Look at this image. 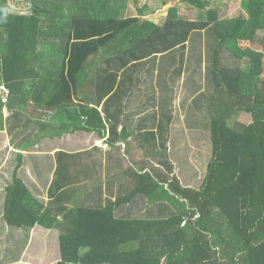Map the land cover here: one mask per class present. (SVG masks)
<instances>
[{"label":"trees","instance_id":"16d2710c","mask_svg":"<svg viewBox=\"0 0 264 264\" xmlns=\"http://www.w3.org/2000/svg\"><path fill=\"white\" fill-rule=\"evenodd\" d=\"M189 1L206 12L214 34L206 176L196 188L151 160L139 166L130 161L124 174L134 188L96 208L37 198L19 176L22 150L79 130L104 137L107 123L96 99L108 101L113 92L99 93L92 73L99 62L137 46L158 24L147 5L138 7L136 17H125L138 0H0V91L2 85L10 91L7 101L0 93V131L6 130L5 109L29 115L16 129L38 125L17 153L4 218L9 226L61 228L54 264H264V0H242L243 12L228 17L210 6L212 0ZM20 2L31 10L20 13ZM176 11L173 6L170 15L180 18ZM92 41L98 42L94 50ZM243 111L252 122L237 118ZM138 194L149 204L167 201L176 214L117 217L116 209Z\"/></svg>","mask_w":264,"mask_h":264},{"label":"rangeland","instance_id":"374dc122","mask_svg":"<svg viewBox=\"0 0 264 264\" xmlns=\"http://www.w3.org/2000/svg\"><path fill=\"white\" fill-rule=\"evenodd\" d=\"M241 1L212 0L210 6L219 8L221 17H228L243 12ZM145 5L148 6L149 18L158 24L156 30L132 49L118 52L113 59L107 58L104 62H99V67L93 71L92 76L97 81L98 90L101 88V91L108 94L112 89L113 95L110 100L114 101L117 96L121 97L118 104L121 105V110L124 108L126 111L127 105L136 107L143 104L140 110L147 112L143 113L141 118L132 120L135 122L134 125L139 127L145 123L144 120L149 124L154 123V127L165 130L160 137L168 140L161 145L157 144L158 146L154 141L150 148L155 149L160 146L167 152V156L171 154L169 157L164 156V162L169 163V168L172 166L177 170V161H179L183 172L188 173L191 171L189 161L196 164L198 180L203 181L212 156L210 125L214 91L213 29L208 24L206 12L189 0H138L137 6L132 4L125 17L130 18V15L136 17L139 12L138 7ZM173 6H176V14L180 18L170 15ZM21 7L23 11L29 10L26 4ZM259 33L264 36L263 30ZM97 46L98 42L92 41L90 49L94 50ZM91 55L92 53L89 57ZM226 63L236 65L239 62L226 59ZM241 65L248 69V61H242ZM101 91L99 90V93ZM237 116L245 123L253 120L252 115L244 111L239 112ZM184 123L195 133L185 136L188 138L186 142L179 141L177 144V139H181L182 136L178 134L175 136L173 128ZM10 128L13 129L11 126ZM193 138L196 140L195 145L189 141ZM174 147H177L175 150L178 154L175 159L172 158V153L176 154ZM13 149L5 148V145L0 143V171H10L15 166L13 160L16 159V155L12 152ZM5 150L9 152L5 153ZM184 160H186L185 164H183ZM165 167L167 166L160 169L164 171ZM1 196L2 193L0 205ZM168 205L173 208L171 204ZM175 214L176 210L173 208L169 217ZM46 230L48 231H44L43 238L36 239L30 247L26 246L27 231L7 225L0 212V263L54 264L60 254L59 235L62 229L46 228ZM46 237H50L49 241ZM47 242L51 244L47 246ZM43 247L53 249L52 259V255L48 256L47 251L45 252L47 255H44ZM49 259L52 262L49 263Z\"/></svg>","mask_w":264,"mask_h":264},{"label":"crops","instance_id":"0c3cea01","mask_svg":"<svg viewBox=\"0 0 264 264\" xmlns=\"http://www.w3.org/2000/svg\"><path fill=\"white\" fill-rule=\"evenodd\" d=\"M114 92L116 95V90ZM73 97L76 99L75 95ZM106 99L100 100L98 95L96 99V101L99 100V108L103 111L107 123V133L104 137L97 132L79 130L67 133L62 137H45L37 145L25 147L22 150L24 163L19 170V176L23 178L37 198L54 206L77 204L85 207H104L134 188L132 179L124 174V169L130 161L137 166L141 162L150 160L159 168L166 165L167 167L163 169L165 173L178 175L185 185L196 188L201 186L203 181L198 180L199 173L196 164L189 161L191 171L188 173L183 172L179 161H177V170L172 166L169 168V163L164 162V156L169 157L171 155L169 151V156H167V152L160 146L155 149L150 148L154 141L157 142L156 146H158L157 144L161 145L167 139L160 137L165 133V130L154 127V123L149 124L144 120L145 123L139 127L134 125L135 122L132 120L141 118L142 114L147 112V110H140L143 104L136 107L127 105L125 111L124 108L121 110V105H118L121 97L117 96L114 101H107ZM5 112H7L6 130L0 131V143L4 144L5 148H14L12 152L15 153L16 159L13 162L16 165L18 151L21 150L23 144L34 138L38 131V125L33 123L28 128L16 129L15 126L24 123L29 115L25 112L8 109ZM145 117L147 118V114ZM177 120L179 122V119ZM173 131H175V136L177 134L182 136L181 139H177V144L179 141L186 142L188 138L185 136L195 133L191 128H187L185 123L173 128ZM123 136L128 137L124 139ZM189 141L195 145L196 140L194 138L189 139ZM175 151L176 154L172 153L174 159L178 155L177 150ZM4 152H9V150ZM185 163L186 160L183 164ZM12 172L13 169L0 171V194L2 193L0 212L3 214L5 223L6 187L13 180ZM167 205V201L149 204L146 195L138 194L131 202L118 207L116 215L120 218L130 219L166 218L173 210L171 206ZM141 213L142 215H139ZM41 227L40 225L35 228L20 227L28 233L25 240L26 246L29 245L30 247L36 239L43 238L44 231L48 230ZM42 249V252L46 251L45 247ZM50 255L52 254H48V256ZM49 260V263L52 262Z\"/></svg>","mask_w":264,"mask_h":264},{"label":"built area","instance_id":"2783aa9c","mask_svg":"<svg viewBox=\"0 0 264 264\" xmlns=\"http://www.w3.org/2000/svg\"><path fill=\"white\" fill-rule=\"evenodd\" d=\"M20 3L21 4H17V6L15 5L16 10H18L20 13H28L31 10V7H30L31 4H26V6H29V10L23 11L21 6H25V3H23V2H20ZM0 93L3 95V100L7 101V97L10 93L9 88H7L5 85H2Z\"/></svg>","mask_w":264,"mask_h":264}]
</instances>
